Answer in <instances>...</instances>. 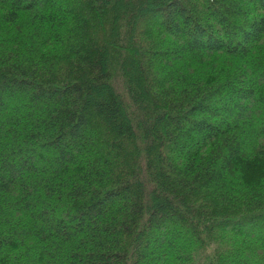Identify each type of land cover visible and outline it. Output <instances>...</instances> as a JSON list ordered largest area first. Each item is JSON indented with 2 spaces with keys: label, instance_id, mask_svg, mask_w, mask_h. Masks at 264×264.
Listing matches in <instances>:
<instances>
[{
  "label": "trees",
  "instance_id": "obj_1",
  "mask_svg": "<svg viewBox=\"0 0 264 264\" xmlns=\"http://www.w3.org/2000/svg\"><path fill=\"white\" fill-rule=\"evenodd\" d=\"M0 264H264V0H0Z\"/></svg>",
  "mask_w": 264,
  "mask_h": 264
}]
</instances>
